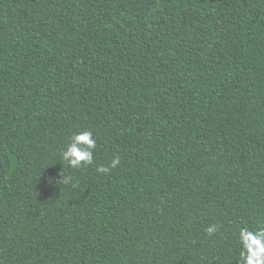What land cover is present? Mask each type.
<instances>
[{
	"label": "trees",
	"instance_id": "obj_1",
	"mask_svg": "<svg viewBox=\"0 0 264 264\" xmlns=\"http://www.w3.org/2000/svg\"><path fill=\"white\" fill-rule=\"evenodd\" d=\"M258 224L264 0H0V264H237Z\"/></svg>",
	"mask_w": 264,
	"mask_h": 264
},
{
	"label": "clouds",
	"instance_id": "obj_2",
	"mask_svg": "<svg viewBox=\"0 0 264 264\" xmlns=\"http://www.w3.org/2000/svg\"><path fill=\"white\" fill-rule=\"evenodd\" d=\"M96 147L97 141L91 130L77 131L69 137L68 143L61 150L60 159L64 165L73 170L92 165ZM120 163V157L115 156L110 165L98 166L95 171L98 174H107ZM61 176L60 181L63 183L72 182L71 176H65L62 172ZM205 231L211 236L218 231V225H210ZM236 243L239 247L237 264H264V227L259 226V224L255 228L241 227L236 236Z\"/></svg>",
	"mask_w": 264,
	"mask_h": 264
}]
</instances>
